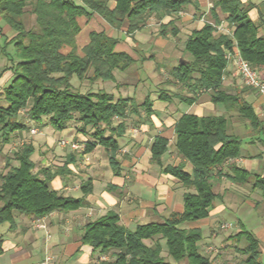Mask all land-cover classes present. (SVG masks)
<instances>
[{"label":"trees","instance_id":"16d2710c","mask_svg":"<svg viewBox=\"0 0 264 264\" xmlns=\"http://www.w3.org/2000/svg\"><path fill=\"white\" fill-rule=\"evenodd\" d=\"M188 5L199 8L198 0H0V21L14 33L12 39H5V48L12 46L14 51L9 55L11 65L0 70V85L4 76L11 73L10 79L0 86V153L17 132L27 130L20 116L25 110L35 123L47 119L59 132L67 129L70 122H78L80 132L90 138L85 142V153L103 146L116 169L120 149L116 134L120 137L125 133L130 110L151 113L152 103L140 106L131 99L116 100L103 88L82 91L75 87V78L87 80L92 86L115 81L116 71H126L135 63L129 54L116 51L119 39L106 32H92L80 54V19L90 20L98 15L112 28L126 27L132 35L143 29L151 17H170ZM250 9L241 0H214L211 14L216 24L224 16L234 27L232 35L218 34L216 26L209 23L193 31L185 41L191 60L178 64L170 75L195 94L209 92L214 105L224 106L227 114L234 113L239 122L247 123L255 138L252 141L264 142V121L246 100L245 92H229L223 83L229 64L226 52L234 47L253 68H264V35L259 36V25L251 20ZM28 13L35 17V26L29 29L25 21ZM166 32L167 28L163 34ZM172 32L177 35V28L173 27ZM234 115L186 114L177 122L175 148L193 170L188 173L180 164L164 171L187 190L182 213H172L161 223L138 225L134 231L126 228L117 214L108 213L84 227L82 245L91 247L94 253H110L111 260L102 264H213L198 246L203 239L202 230L184 226L208 218L221 199L215 191V176H226L235 184L251 182L264 202V177L236 165L229 166L230 174L223 172L229 161L241 156L244 144L243 137L232 133ZM116 117L122 121L116 124ZM167 147L168 140L158 137L152 146V160L161 165ZM34 153L33 144L22 146L0 173V225L9 223L13 227L15 214L40 219L56 211L77 210L91 193V183L83 186L81 199L65 197L52 189L54 176L48 170L34 172ZM12 161L18 166L13 167ZM238 236L248 242L247 264H263L258 260L260 242L248 231Z\"/></svg>","mask_w":264,"mask_h":264},{"label":"crops","instance_id":"0c3cea01","mask_svg":"<svg viewBox=\"0 0 264 264\" xmlns=\"http://www.w3.org/2000/svg\"><path fill=\"white\" fill-rule=\"evenodd\" d=\"M241 2L250 6L249 16L254 23L259 25V36H263L264 0H241ZM210 4H212V10L214 0H198L199 8L188 5L170 17L162 19L151 17L143 29L132 35L127 33L126 27L121 30L112 28L98 15H94L90 20L81 18V32L77 36L78 51L82 54V49L90 42V34L97 31L106 32L118 38L119 44L116 51L129 54L135 63L143 59H146L144 61L146 62L156 57L162 59L167 56L169 58V53L172 54L180 49L185 50V41L192 32L200 30L206 24L202 20L206 14L208 15L206 21L209 24L216 27L224 26L233 32L234 27L225 20L224 16H220V24H216L211 10L208 11ZM114 5L115 3H112V6ZM176 19L179 20L178 23ZM170 22L173 24L170 25ZM94 24L98 26L93 28ZM174 24L179 25L174 26ZM179 26L182 28L180 31L177 28ZM173 27L177 28V35L172 32ZM166 28L167 32L163 34ZM85 29H88V32H85ZM8 32L10 29L4 26L3 33ZM217 33L222 32L217 30ZM80 37L83 38L82 44H80ZM138 50L152 54L140 59L137 56ZM237 50V47H234L232 51H227L226 58L228 53H234ZM228 62V68L223 77L224 88L229 92L244 91L246 100L252 104L264 121L262 98L256 90L244 85L233 61L228 60ZM177 66L170 70L158 66V74L152 79L158 93L156 91L150 95L142 89L139 98L131 97L136 96L132 89L133 86L139 88L140 83L128 80L129 75L126 71L129 68L126 71L115 72L116 80L111 81V87L116 90L117 94L113 92L111 94L116 100L131 99L140 106L145 102L152 103L151 113L142 109L130 110L125 119L127 125L125 133L120 137L116 134L115 138L120 147L116 156L119 166L116 169L109 161V152L100 145L83 155L70 147L63 149L55 142L52 144L55 145L54 152L50 150L49 146H52L49 141L47 143V140H38L39 145L33 142L35 153L32 160L36 164L34 172L42 173L48 170L54 176L50 182L52 189L65 197L81 199L84 198L83 186L91 183V193L85 196L84 206L77 210L56 211L40 219L15 214L13 227L9 223L0 225L2 229L0 230L2 239L0 264H41L47 257L53 259L51 264H60L62 261L64 264H102L104 261L111 260L110 253L105 256L95 255L91 247L83 246L81 243L83 229L88 223L108 213H115L126 228L134 231L138 225L161 223L172 213L184 211V195L187 190L178 179L164 171L168 166L180 164L188 173H192L193 170L192 165L183 159L175 148L177 122L186 114L204 117L210 116L208 114L232 116L234 113L227 114L224 106L214 105L209 92L195 94L189 86L178 81L172 82L170 72ZM257 71L264 78V68ZM158 76L162 79H158ZM99 85L104 89L103 83ZM120 85H123L125 89L121 94L117 92ZM115 120H118L116 124L122 121L118 117ZM232 133L243 137L245 148L242 149L238 159L231 160L224 166L223 172L230 174L229 166L236 165L264 177V142L252 141L255 138L250 137L252 132L247 123H234ZM55 136V141L66 139L70 142H88L90 140L85 134L68 128L59 132V135L57 131ZM158 137L168 140V151L162 157L161 165L152 160V146ZM7 149H11V144L2 149L0 156L7 154ZM11 164L13 167L18 166L15 161ZM7 166L8 159L5 158L0 163V173L4 172ZM214 180L215 191L221 196L220 204H215L208 218L189 223L184 227L201 229L202 233L206 228L198 246L201 253L209 257L208 248L213 244L216 245V240H218L215 239L218 236L213 231L222 223L235 226V233L229 234L228 236L231 237L224 244V247L228 249L223 250L220 256L224 261H219V263L247 264L248 255L245 249L248 242L246 239L242 241L245 237L238 236V234L244 231L250 232L260 242L261 255L264 254V202L260 198L262 196L252 189L251 182L244 185L235 184L226 176H215ZM253 195L257 197L254 201H250L248 197ZM235 210L243 214L241 219L230 218L231 212ZM254 217L257 219L251 222ZM41 224H44L46 228H39ZM42 232H45L47 242L44 247L40 243ZM210 259L213 264H219L216 263L215 258Z\"/></svg>","mask_w":264,"mask_h":264},{"label":"rangeland","instance_id":"374dc122","mask_svg":"<svg viewBox=\"0 0 264 264\" xmlns=\"http://www.w3.org/2000/svg\"><path fill=\"white\" fill-rule=\"evenodd\" d=\"M28 10H30V9H28ZM25 21H26V26H27L28 29L35 26V17L33 15H30L28 13L25 16ZM175 21H176V23H178L179 20L176 19ZM178 25L174 24V26H178ZM4 26H5L4 23L0 21V29L2 28V30H0V70L4 69L6 67H9L11 65V62H10V59H9V55L13 54V52H14L12 46H8L7 48H5V39L6 38L7 39H12L13 36H14V33L10 31L8 33H4V34H6L5 35L6 37L2 36V35H4L3 34ZM93 26H94L93 28H95V27L98 26V24H94ZM157 27H159V26H157ZM177 28L179 29V31L182 29V28H180V26L177 27ZM85 32H88V29H85ZM82 40H83V38L80 37V44H82ZM3 48H5V49H3ZM67 50L68 49H66L64 51H67ZM150 54H152V53L151 52L145 53V51H139V50L137 52V56L140 59H142L144 56L150 55ZM168 55L170 56L169 58L167 56L163 57L162 59L159 58V57H156L154 59L147 60L146 62H142V61L137 62V63H135L133 66H131L126 71V74L129 75V77H128L129 81L130 80H135L136 82L140 83V87L139 88H136V87L133 86L132 89H134V91L136 93V96L133 95L131 97L139 98V93L141 92L142 89L145 92L147 91V93H149L150 95L153 94L156 91L158 93V89L152 83L153 76L158 74V71H157V67L158 66L164 67L166 70H170L174 66L178 65V63L181 60H185V61L191 60V55L189 53H187L184 49H180L179 51H175L172 54L169 53ZM165 73H167V72H165ZM170 76H171V81L175 82L176 80L172 78V75H170ZM10 77H11V73H8L6 75V77H4L3 80L1 81V85H4L10 79ZM158 79L161 80L162 78L160 76H158ZM163 79H164V77H163ZM72 83L75 85L76 88H79L82 91H88L90 89H93V90L96 91V90H98L100 88L99 84H102V83H97L95 85V87H94V86L90 85L89 82H87V80L81 82L77 78L73 79ZM111 84H112V82H106V83H103L102 86H104V89H105L106 92H108V93H112L113 92L114 94H117L116 90L112 89ZM98 86H99V88H98ZM1 91L2 90H0V92ZM123 91H125L124 86L120 85V87H118L117 92H119L121 94ZM208 115H215V114H208ZM20 116H21V119L23 120V123H25L28 126V128H27V130H25L23 132L20 131L19 133H16L14 135V138H13V140L11 142V149H7V154L0 156V163L5 158L12 160L13 156H14V153L19 148H21L22 146H24L26 144H33V142H36V144L39 145L38 140H47V143L49 141L50 145L52 146V147L49 146V148L53 152L55 150L54 149L55 145H52V144L55 142L57 144V146H59V144H58L59 140H57V141L54 140L56 138L55 134H56L57 131L54 130L49 125L47 119H44V121L41 124L35 123L33 120H31L29 118L28 113L25 110L21 112ZM231 118H232L231 121L233 122V125H234V123L239 122V119L237 117H235V115L233 117H231ZM115 122H118V120H115ZM68 126H69L68 129H71L73 131H77V132L80 133L81 125L78 122L72 121V122L69 123ZM33 129L37 130V134L36 135H32L31 134V130H33ZM58 135H59V131H58ZM252 136H253V133L251 134L250 137H252ZM38 138H43V139H38ZM261 138L264 139V136L261 135ZM64 140H66V139H64ZM245 141H247V140H245ZM74 143H77V144H80V145H85V142H74ZM244 146H245V144H243L242 149L245 148ZM67 148H63V149H67ZM256 192H258L260 194V196H261V192L258 189L256 190ZM256 197H257L256 195H253L252 197H248V199L250 201H254L256 199ZM260 198H262V197H260ZM216 204H220V201H217ZM231 213H232V215L230 216V218H232V219H236V218H240L241 219V217H243V214H241V212L238 213L237 210H235L234 212H231ZM255 218L257 219V217H254L253 219H251V222L255 221L256 220ZM224 224H228V223L220 224L219 227H217V229H215V231H213V233L217 234V236H218L215 239H218V240H216L217 241L216 245L213 244V246L208 248L209 257L210 258L211 257L215 258L217 260L216 263H219V261L220 262L224 261L223 258H220V256L222 255L223 250L226 251V249H228L227 247H224V244L228 240V238L231 237V236L229 237L228 235L229 234L232 235V234L235 233V226H232L228 230H224V229L221 228V226L224 225ZM0 230H2L1 227H0ZM205 231H206V228H205L203 233H205ZM45 238H46L45 232H42L41 233V240H40V243H41L42 247H44L45 244H47ZM242 241H245V238L242 239ZM228 253L229 252H227V254ZM95 255L99 256L100 253L96 252ZM94 257H96V256H94ZM48 258L49 257H47L46 260ZM258 260L264 262V254L263 253H262V255H260ZM52 261H53V259L50 261L49 264H51ZM104 262H106V261H104ZM60 264H64V261H62V263H60Z\"/></svg>","mask_w":264,"mask_h":264},{"label":"built area","instance_id":"2783aa9c","mask_svg":"<svg viewBox=\"0 0 264 264\" xmlns=\"http://www.w3.org/2000/svg\"><path fill=\"white\" fill-rule=\"evenodd\" d=\"M211 8H212V4H210L208 11L211 10ZM207 16H208L207 14L204 15L202 20L206 23H209L206 21ZM216 28L218 31L222 32L223 34L232 35L231 30H229L228 28H226L224 26H219V27L217 26ZM227 59L229 61H233L234 65L237 68V73L241 77V79L243 80L244 85L248 88L256 90L264 102V78L261 77L259 72L255 68H253V66L249 62H247L246 60L243 59L242 55L240 54V52L238 50L235 51L234 53H228ZM31 134L36 135L37 130H35V129L31 130ZM58 144L62 148L70 147L74 151H78L83 155L86 154L85 153V149H86L85 145H80V144L70 142V141H67L64 139L59 140ZM87 160H88V158H87ZM231 227H232L231 224H224L221 226V228L224 230H228ZM39 228L45 229L46 227L44 224H41V225H39ZM50 261H51V259L48 258L42 264H49Z\"/></svg>","mask_w":264,"mask_h":264},{"label":"water","instance_id":"95a60500","mask_svg":"<svg viewBox=\"0 0 264 264\" xmlns=\"http://www.w3.org/2000/svg\"><path fill=\"white\" fill-rule=\"evenodd\" d=\"M184 63H186V61H184V60H181L180 61V64H184Z\"/></svg>","mask_w":264,"mask_h":264}]
</instances>
